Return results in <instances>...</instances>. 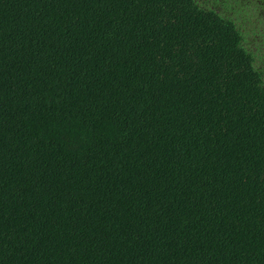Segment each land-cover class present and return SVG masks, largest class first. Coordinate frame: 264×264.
<instances>
[{"label": "trees", "instance_id": "1", "mask_svg": "<svg viewBox=\"0 0 264 264\" xmlns=\"http://www.w3.org/2000/svg\"><path fill=\"white\" fill-rule=\"evenodd\" d=\"M200 3L0 0V264H264V72Z\"/></svg>", "mask_w": 264, "mask_h": 264}, {"label": "rangeland", "instance_id": "2", "mask_svg": "<svg viewBox=\"0 0 264 264\" xmlns=\"http://www.w3.org/2000/svg\"><path fill=\"white\" fill-rule=\"evenodd\" d=\"M199 3L237 23L244 34L245 46L255 53L256 65L264 72V7L260 5L256 10V0H199Z\"/></svg>", "mask_w": 264, "mask_h": 264}]
</instances>
